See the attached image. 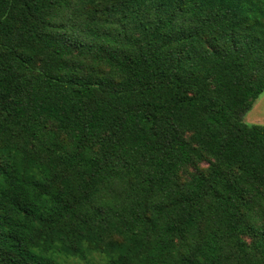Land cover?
Segmentation results:
<instances>
[{
    "label": "trees",
    "instance_id": "trees-1",
    "mask_svg": "<svg viewBox=\"0 0 264 264\" xmlns=\"http://www.w3.org/2000/svg\"><path fill=\"white\" fill-rule=\"evenodd\" d=\"M262 94L264 0H0V264H264Z\"/></svg>",
    "mask_w": 264,
    "mask_h": 264
},
{
    "label": "rangeland",
    "instance_id": "rangeland-1",
    "mask_svg": "<svg viewBox=\"0 0 264 264\" xmlns=\"http://www.w3.org/2000/svg\"><path fill=\"white\" fill-rule=\"evenodd\" d=\"M244 122L248 124H258L264 125V94H262L259 99L255 102L251 111H249L244 117ZM207 166L205 164L190 167L182 177V179H187L190 175L197 173L198 171L206 170ZM88 260L92 264L102 262L104 260V255L93 254L88 255ZM86 261V260H85ZM85 261L81 260L76 264H85Z\"/></svg>",
    "mask_w": 264,
    "mask_h": 264
}]
</instances>
